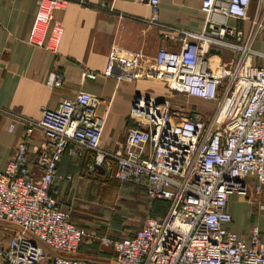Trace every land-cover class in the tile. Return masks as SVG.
<instances>
[{"label":"built area","instance_id":"1","mask_svg":"<svg viewBox=\"0 0 264 264\" xmlns=\"http://www.w3.org/2000/svg\"><path fill=\"white\" fill-rule=\"evenodd\" d=\"M69 1L38 0L32 44L56 50L60 25L55 22L46 41L45 36L54 10ZM147 3L148 21L158 24L159 0ZM249 5L250 0H208L203 30L164 32L180 45L160 46L148 66V75L175 92L212 104L207 112L175 109L167 98L137 93L125 137L113 149L100 144V99L84 89L44 108L38 120L20 118L24 138L0 170V264H264L259 226L253 224L247 235L229 226L230 196L253 198L264 209V51L254 48L264 34V15L250 16ZM227 16L246 19V28L227 23ZM207 42L233 49V63L206 66ZM47 83L59 86L62 74L51 72ZM36 129L45 138L36 158L39 175L27 165L26 138ZM87 152L93 168H112L115 179L166 201L164 212L146 216L123 236L78 226L70 210L60 207L53 184L72 178L58 172L63 154L84 158ZM89 238L110 248L111 256L76 255Z\"/></svg>","mask_w":264,"mask_h":264},{"label":"crops","instance_id":"2","mask_svg":"<svg viewBox=\"0 0 264 264\" xmlns=\"http://www.w3.org/2000/svg\"><path fill=\"white\" fill-rule=\"evenodd\" d=\"M147 1L70 0L53 12L45 41L55 22L60 25V31L58 45L52 51L29 41L38 0H0V170L13 154L17 142L24 138L25 124L20 118L38 120L44 108H55L62 97L72 96L80 89L100 99L96 108L102 119L100 144L107 149L115 148L116 143L125 137L135 94L167 98L170 102L172 99H198L175 92L164 81L148 75L147 69L160 46L177 48L180 45L179 40L166 38L164 32L177 34L179 30H203L208 0H159L158 24L148 21L150 10ZM249 15H264V0H250ZM216 16L224 19L222 14ZM225 19L227 23L243 29L248 23L246 19L234 16ZM263 35L254 43V48L260 51H264ZM187 39L194 38L188 36ZM203 53L208 67L230 65L236 54L233 49L213 42L204 45ZM55 70L62 74L59 86L47 83L48 76ZM89 71L95 73L94 78L85 76ZM177 108L199 110L196 107L187 109L185 104ZM26 140L27 165L39 175L41 170L36 158L45 150V138L36 129ZM90 163L89 152L84 158L63 154L58 162V172L63 176L71 174L72 178L62 177L53 184L61 208L70 210L69 199L85 194V187L89 184L85 177H90L92 172L100 173L101 177L107 175L119 184L124 183L112 176V168L101 165L93 168ZM241 200L230 196L229 205L233 216L229 226L240 234L243 233L241 227L234 220L235 203ZM261 201L264 202V188ZM256 205L250 211L249 224L244 230L255 223L264 237V209H260L258 203ZM73 220L86 231H92L89 222ZM114 229V224L108 223L102 227L104 233L101 235ZM133 231L129 229L120 236ZM100 253L106 254L103 250ZM76 255L86 256L80 251Z\"/></svg>","mask_w":264,"mask_h":264},{"label":"rangeland","instance_id":"3","mask_svg":"<svg viewBox=\"0 0 264 264\" xmlns=\"http://www.w3.org/2000/svg\"><path fill=\"white\" fill-rule=\"evenodd\" d=\"M169 103L171 106H175V109L185 104V108L187 109L196 107L204 112H207L212 107V104L194 98L181 101L172 99V102ZM99 174L98 172H92L90 177H85V182L89 183L85 187V194L69 199L72 217L81 222H89V228L96 234L101 235L104 233L101 231L102 227L108 226V223H113L115 229L107 235L111 237L120 236L128 232L129 229L138 227L140 221L146 216H157L164 212L167 204L166 201L161 199H149L144 194L141 187L125 182L119 184L115 180L109 179V176L106 175L101 177ZM57 184H55V187H57ZM96 191L97 193L95 194ZM239 199H242V202L245 201L251 204L249 205L245 202L235 203L237 205H235L236 213L234 221L240 225L242 232L247 235L252 225L255 224H250L248 229L244 230L249 224L250 211L257 206L255 203L256 200L253 198L250 200L245 198ZM115 223L119 225L116 226ZM117 228L119 229L117 230ZM100 250H103L106 254L102 255ZM79 251L85 253L86 256L82 257L106 259L111 256L110 248L104 249L100 241L96 238L85 239L81 243Z\"/></svg>","mask_w":264,"mask_h":264},{"label":"trees","instance_id":"4","mask_svg":"<svg viewBox=\"0 0 264 264\" xmlns=\"http://www.w3.org/2000/svg\"><path fill=\"white\" fill-rule=\"evenodd\" d=\"M164 201V200H163ZM72 217V216H71ZM73 220V219H72ZM74 221V220H73ZM75 222V221H74Z\"/></svg>","mask_w":264,"mask_h":264},{"label":"water","instance_id":"5","mask_svg":"<svg viewBox=\"0 0 264 264\" xmlns=\"http://www.w3.org/2000/svg\"><path fill=\"white\" fill-rule=\"evenodd\" d=\"M136 95V94H135Z\"/></svg>","mask_w":264,"mask_h":264}]
</instances>
